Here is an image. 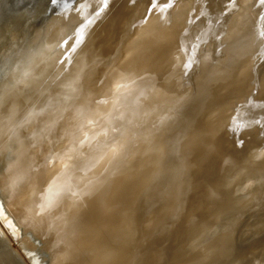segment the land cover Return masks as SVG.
<instances>
[{
	"label": "water",
	"instance_id": "1",
	"mask_svg": "<svg viewBox=\"0 0 264 264\" xmlns=\"http://www.w3.org/2000/svg\"><path fill=\"white\" fill-rule=\"evenodd\" d=\"M262 34L264 0H0V264H264Z\"/></svg>",
	"mask_w": 264,
	"mask_h": 264
},
{
	"label": "snow or ice",
	"instance_id": "2",
	"mask_svg": "<svg viewBox=\"0 0 264 264\" xmlns=\"http://www.w3.org/2000/svg\"><path fill=\"white\" fill-rule=\"evenodd\" d=\"M229 2L232 3L233 5H235V0H229ZM53 3H55V0H53ZM105 6H106V0H105ZM262 35H264V34H262ZM80 90H81L80 86L77 85V88L75 89V91H80ZM69 98H71V97H69ZM115 131H120V128H116Z\"/></svg>",
	"mask_w": 264,
	"mask_h": 264
}]
</instances>
